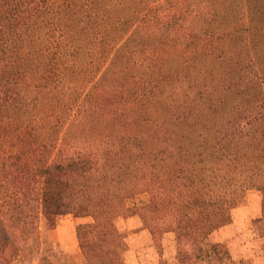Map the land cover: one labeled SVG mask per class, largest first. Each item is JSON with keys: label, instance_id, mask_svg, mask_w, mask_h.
Returning a JSON list of instances; mask_svg holds the SVG:
<instances>
[{"label": "trees", "instance_id": "trees-1", "mask_svg": "<svg viewBox=\"0 0 264 264\" xmlns=\"http://www.w3.org/2000/svg\"><path fill=\"white\" fill-rule=\"evenodd\" d=\"M250 186L264 212V0H0V264L43 212L109 210L170 214L180 264H227ZM116 235L80 225L64 254L121 264Z\"/></svg>", "mask_w": 264, "mask_h": 264}, {"label": "rangeland", "instance_id": "rangeland-1", "mask_svg": "<svg viewBox=\"0 0 264 264\" xmlns=\"http://www.w3.org/2000/svg\"><path fill=\"white\" fill-rule=\"evenodd\" d=\"M166 61L163 66L179 68L182 64L179 55L168 57ZM207 68L208 65L204 67L205 72ZM212 76L208 75L209 82H213ZM186 90L188 96L194 95L193 89L186 87ZM261 205L259 188L250 186L240 203L230 210L227 236L225 234L223 242L229 259L227 264H264V212ZM96 220L103 226L116 229L117 235L110 244L117 250L121 264H180L175 258L177 229L170 214L147 222L138 214L110 210L97 219L73 211L43 212L39 220L40 238L28 237L18 241L20 251L14 264H73L64 253L78 252V227ZM27 228L31 229L30 225ZM91 241V237L85 240L86 244ZM183 244L188 243L183 241Z\"/></svg>", "mask_w": 264, "mask_h": 264}]
</instances>
